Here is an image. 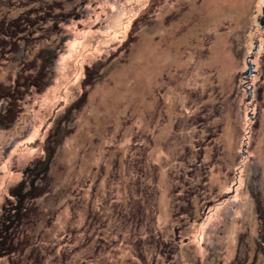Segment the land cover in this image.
I'll return each mask as SVG.
<instances>
[{
  "label": "rangeland",
  "instance_id": "obj_1",
  "mask_svg": "<svg viewBox=\"0 0 264 264\" xmlns=\"http://www.w3.org/2000/svg\"><path fill=\"white\" fill-rule=\"evenodd\" d=\"M262 19L0 0V264H264Z\"/></svg>",
  "mask_w": 264,
  "mask_h": 264
},
{
  "label": "flooded vegetation",
  "instance_id": "obj_2",
  "mask_svg": "<svg viewBox=\"0 0 264 264\" xmlns=\"http://www.w3.org/2000/svg\"><path fill=\"white\" fill-rule=\"evenodd\" d=\"M249 63H250V60H248V66H249ZM253 71V70H252ZM251 71V72H252ZM249 70L246 72V73H251ZM247 85V82H245L244 83V87ZM254 88L251 86V87H249V92H248V99H249V101H251L252 99H253V92L251 91V90H253ZM30 171H32V169L31 168H27L26 169V173L25 174H27L28 172H30ZM33 185V184H32ZM24 186V185H23ZM22 187V186H21ZM23 188V187H22ZM20 196V198L21 199H23L24 197H25V195H23V194H20L19 195ZM25 201H18V205H17V209H18V212L15 214L16 215V218H18L19 216H20V214L23 212L22 210H23V207H24V203ZM11 217V216H10ZM12 220V219H11ZM3 243L1 242V245H2ZM6 248V247H5ZM0 254H1V252H0Z\"/></svg>",
  "mask_w": 264,
  "mask_h": 264
},
{
  "label": "trees",
  "instance_id": "obj_3",
  "mask_svg": "<svg viewBox=\"0 0 264 264\" xmlns=\"http://www.w3.org/2000/svg\"><path fill=\"white\" fill-rule=\"evenodd\" d=\"M11 31V30H10ZM11 37V35H9V38ZM26 86H33V82H32V80H29V81H26V85H25V87ZM8 118V117H7ZM15 251H17V250H15ZM14 251V252H15ZM3 254H8V253H4V252H1V254H0V257L1 256H4Z\"/></svg>",
  "mask_w": 264,
  "mask_h": 264
},
{
  "label": "water",
  "instance_id": "obj_4",
  "mask_svg": "<svg viewBox=\"0 0 264 264\" xmlns=\"http://www.w3.org/2000/svg\"><path fill=\"white\" fill-rule=\"evenodd\" d=\"M260 23L263 25L264 27V20H260ZM253 70V64L249 63V71L251 72Z\"/></svg>",
  "mask_w": 264,
  "mask_h": 264
}]
</instances>
